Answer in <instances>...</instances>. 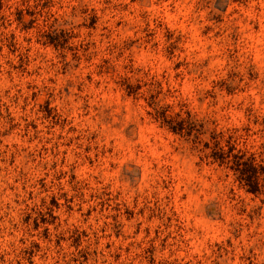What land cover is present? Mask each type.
Masks as SVG:
<instances>
[{
	"label": "clouds",
	"instance_id": "1",
	"mask_svg": "<svg viewBox=\"0 0 264 264\" xmlns=\"http://www.w3.org/2000/svg\"><path fill=\"white\" fill-rule=\"evenodd\" d=\"M264 0H0V264H264Z\"/></svg>",
	"mask_w": 264,
	"mask_h": 264
},
{
	"label": "rangeland",
	"instance_id": "2",
	"mask_svg": "<svg viewBox=\"0 0 264 264\" xmlns=\"http://www.w3.org/2000/svg\"><path fill=\"white\" fill-rule=\"evenodd\" d=\"M258 180H264V174H262L260 177H258Z\"/></svg>",
	"mask_w": 264,
	"mask_h": 264
}]
</instances>
